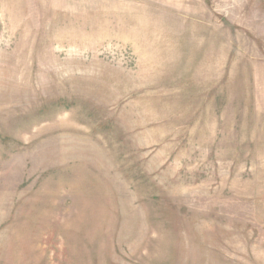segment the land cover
<instances>
[{
  "label": "rangeland",
  "instance_id": "rangeland-1",
  "mask_svg": "<svg viewBox=\"0 0 264 264\" xmlns=\"http://www.w3.org/2000/svg\"><path fill=\"white\" fill-rule=\"evenodd\" d=\"M0 264H264V0H0Z\"/></svg>",
  "mask_w": 264,
  "mask_h": 264
}]
</instances>
